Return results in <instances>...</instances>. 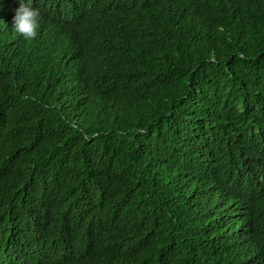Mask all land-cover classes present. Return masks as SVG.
<instances>
[{"label":"trees","instance_id":"16d2710c","mask_svg":"<svg viewBox=\"0 0 264 264\" xmlns=\"http://www.w3.org/2000/svg\"><path fill=\"white\" fill-rule=\"evenodd\" d=\"M49 1L0 25L5 264L264 261V0Z\"/></svg>","mask_w":264,"mask_h":264},{"label":"clouds","instance_id":"9594fccd","mask_svg":"<svg viewBox=\"0 0 264 264\" xmlns=\"http://www.w3.org/2000/svg\"><path fill=\"white\" fill-rule=\"evenodd\" d=\"M47 1L49 0H0V25L8 27L11 24L14 33L24 40H31L37 32L46 39L57 38L59 34H71L67 27L68 19L75 22L81 20V6L75 2L60 4ZM233 259L242 260L238 255ZM256 263L264 264V261ZM0 264H5L1 247Z\"/></svg>","mask_w":264,"mask_h":264}]
</instances>
